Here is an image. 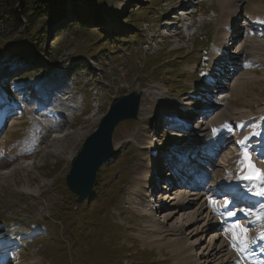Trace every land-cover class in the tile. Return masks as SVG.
I'll use <instances>...</instances> for the list:
<instances>
[{"label": "rangeland", "instance_id": "374dc122", "mask_svg": "<svg viewBox=\"0 0 264 264\" xmlns=\"http://www.w3.org/2000/svg\"><path fill=\"white\" fill-rule=\"evenodd\" d=\"M65 1L70 4L73 0ZM74 1L76 3L71 6H75V11L73 8L68 10L66 16L70 18L67 20L72 19V25L77 20L84 22L88 32L82 31L81 25H74L73 29L62 27L60 19L37 28L39 32L35 30V34L39 33V41L30 44L24 39L30 27L23 15L16 11V23L12 19L0 17V64L15 63L14 67L5 66L0 71V109L5 111V106L2 105L11 99L10 94L13 98L9 109L23 108L18 110L20 114L17 113L19 115L16 118L12 117L11 123L2 124L8 113L0 115V146L4 145L0 158V229L10 222L14 224L12 232L0 233L2 257L7 259L5 264H184L181 257L185 255L180 250H175L172 241L155 237V233L151 231L164 225L163 219L160 223L148 224L151 215L144 216L146 212L139 214L132 210L127 197L132 187L130 178L134 172L138 173L139 178L143 173L154 172L159 165L160 168L164 167V163L158 160L163 155L165 158V149L171 148L167 144L168 140H174L173 137L177 138L179 135L168 129V126L163 129V126L171 112L169 106L176 111L177 105L193 99L198 93L201 81L197 76V69L199 63L208 59L210 52L213 53L209 48L214 42L213 36L217 28L214 20L215 13L220 8L217 3L219 0H207L195 6V10L192 9L197 13L193 19H187L194 22L192 29L184 32L185 30L180 29L182 24L177 25L173 21L175 25L168 28L167 33L164 19L172 15L179 0ZM90 3L100 11L103 19L101 22V18L98 22L88 20L92 13V9L88 7ZM183 3L185 7H194L193 1L187 3L185 0ZM239 4L241 7L237 22L240 24L243 23L245 12L259 14L261 9L264 10V0H240ZM245 18L246 16L244 21ZM15 24H18V28H15ZM188 24V21H184L183 25ZM254 27L248 29L250 35L264 36V32L253 33ZM236 34L234 33L231 41L236 39ZM121 38L126 41L118 42L117 39ZM21 39L24 46L19 42ZM231 50L235 51L233 44L228 47L227 52ZM253 70L242 69L238 75L237 72L234 77L232 75L233 78L229 76L233 80L231 83L245 80L250 83L240 88L241 97L234 90L232 93L229 88L226 106L231 105L232 112H248L250 108L255 116L262 110L260 115L264 117V66L256 72ZM71 75L74 78V91L82 93L83 109H78L72 116H59L60 122L57 124L46 119L47 123L43 121L44 128L37 134L32 121L38 119V110L30 105L26 106V102L32 100L35 94L30 89L34 86H46L47 89L55 82L70 81ZM2 79L8 81L9 85L2 82ZM223 83L221 82V86ZM132 91L141 94L137 119L123 121L116 127L112 141L114 155L97 171L92 198L76 204L75 196L65 184L71 160L84 139L97 128L113 100ZM161 92L176 105L167 104L166 97L158 96ZM74 100V104L69 103L64 107H68L69 111L78 108V97ZM61 110L58 112L62 113ZM187 110L184 108L181 114L189 122L191 114ZM11 115H15V112H11L9 116ZM193 125L194 128L196 122ZM178 126L182 127L180 124ZM234 126L236 127L231 125V128ZM55 127L57 128L53 134L50 128ZM193 128L180 135L178 140L183 141V138L196 129ZM235 131L238 132L237 129ZM33 136L40 143L32 148L29 155H36L32 162L23 163L21 154L29 150ZM150 142L152 148H161L163 155L159 153L153 159L150 148H147ZM174 143L175 141L172 142ZM180 144L181 142L176 143L175 148ZM228 144L231 145L230 142ZM232 146L214 157L213 167L219 157L225 159L227 153L232 154ZM184 151L186 150L182 148L178 150L179 153ZM206 156L203 159L209 161ZM150 159L153 160L152 163ZM195 159L200 167H212H206L202 163L207 162L198 157ZM220 162L224 163L219 161L217 165ZM217 165L215 169L220 170L221 167ZM212 173L216 175V171L212 170ZM219 173L220 171L218 175ZM157 174L159 177L168 176L167 170L162 173L158 171ZM211 179L207 177L201 182L204 189ZM143 184L139 180L138 190L133 188L131 201L134 198L141 200L142 196L143 202L150 201L148 196L152 187L140 188ZM162 186L158 182L156 191L167 194L169 199L177 194H168L171 192L165 191ZM158 198L159 195L155 197L156 201ZM160 201H163L162 197ZM199 205L204 208L200 201ZM194 210L195 206L188 208L187 213L193 214ZM205 214V210L199 209L198 223L183 230L185 234L189 230H199L190 239V242L197 241V252L207 246L216 230L205 231L202 227ZM190 216L189 219L182 220L180 214L175 215L165 226L170 228L176 221L179 224L181 221L188 222L193 218V215Z\"/></svg>", "mask_w": 264, "mask_h": 264}, {"label": "bare ground", "instance_id": "6f19581e", "mask_svg": "<svg viewBox=\"0 0 264 264\" xmlns=\"http://www.w3.org/2000/svg\"><path fill=\"white\" fill-rule=\"evenodd\" d=\"M239 2L240 0H219L217 1L218 5H220V8L218 7V13L220 12V14L215 13L216 19L214 21L217 24V29L215 32V39L212 44L213 53L210 54L208 81L222 78L221 81L224 82L226 81V78H227L229 79L228 81H230L228 82L227 85L231 89V92L232 90H234L236 95H239V97H241V93H239L240 88L245 87L247 83L249 85L250 83L249 80L241 81L243 80L242 78L240 80L241 82L239 83H236V84L231 83V81L233 80L230 79L229 74L227 72L226 73L224 72L226 70L221 69L222 67H226L227 62H229V56L226 54L227 48L229 47L228 41L231 40V38H233L234 33L236 34V32H239V30L242 31V34L245 37L240 41L241 43L240 47H238L237 50L232 51V54L233 52H235V54L237 55L236 56L237 63L230 64V67H233V73H234L233 77L236 74V72H238L239 68L246 69V70H253V69L259 68L262 65L264 66V36L259 37V36L250 35L251 33L248 30L250 27H254L256 25H264V17L259 15V14H262L264 10L261 9L259 11V14H256L255 12H248V13L245 12L244 13V16H246L245 21L241 24V28L238 29L239 25L237 24V21H238L239 13H240L239 7H241V4H239ZM190 12H194V11H190ZM180 14L185 15L187 17L186 13H183L182 11ZM218 22H221L222 24ZM167 24H169V22H167ZM251 30L253 29H250V31ZM232 42H235V39ZM35 95L39 96L40 92H36ZM218 95H221V94H218ZM158 96L161 98L166 97L165 100L167 104L171 106L176 105L174 101L172 99H169L168 96L164 95L163 92L159 93ZM222 96L225 97L228 95H222ZM186 98H190V97H186ZM228 99L229 97L226 99L224 103H222V105H220V107L217 110H214L215 115L210 113V116H207L206 118H204L202 123L200 122L197 123L196 129L192 131L193 133L188 134L187 137L183 138V141H179L181 142V144L177 145V147L174 148L176 154H172L168 156L170 154L169 152L167 155L165 154V158H163L164 155L162 153L163 151L161 150V148H159V150L156 151L157 146L152 148L151 142L147 144V148H150L151 152L153 151L157 152L156 156L150 153L151 157L153 159H156L159 156V153H161L163 156L160 158L164 159L166 162L168 161V163L171 166L170 170H172V167H175L176 163L180 162L181 159L186 156L188 158L192 156V158L194 159L198 157L199 160H202L205 162L206 160H204L203 158L206 155H208V157L206 156V158H208L209 161H206V162L207 163L210 162L209 165H211L212 168H215L219 161H224V163L220 162L217 165V167H221V171L223 172H220L218 175L219 170L211 169V167L204 168V166H201V167L199 166L198 170L196 171L199 172V169H201L203 170V173L202 174L198 173V176L200 177H197L193 180V185L194 184L197 185L196 189L195 187H190V186L184 189L177 186L174 189L175 193L177 192V194L174 193L175 195L171 196L170 199L169 197H167V194L166 195L163 194L164 199L162 197V200H163L162 202L160 201L161 195L159 196L157 201L156 199L151 198L149 199L150 201L145 199L146 202H143V196L141 200H139L138 198H134L133 201H131V197H130L131 194L133 195L134 187L136 188V190H138L139 180H141V182L144 183L143 186H140V188L147 189L148 186L155 188L156 181L159 182L160 180L164 179L162 176L159 177V174H157L159 171L160 165L156 167L154 172L148 171L147 173H143L142 176H140L141 178L140 177L138 178V173L135 171L134 174L130 178L132 187L129 190L127 201H128V204H132L131 209L139 214H143L146 212L143 215H146V214L149 215L150 213H147L148 212L147 209H151L153 207L160 208L159 211H155L152 214H150L152 218L148 222V224L154 225V224H157V222L160 223V220L163 219V223L167 225V222L170 219H172L175 215L180 214V216H182V220L187 219V218L189 219L191 217L190 215H193V218H191L188 222L181 221L179 224L178 221H176L174 225H172L170 228H166L164 224V225L159 226L158 228L155 226L156 229L151 230L152 233H155L154 234L155 237L165 238V239L172 241L174 247L176 248L175 250L177 251L180 250L181 254L185 255L184 257H181L184 259V262H185L184 264H260V262L257 259H253L250 262H244L241 260L240 257L236 255L233 249L232 242L230 241V237L231 235L235 233H239V232L238 230H231L234 224L231 227H227V226L223 227L222 226L223 223H221L223 222V218L220 214L221 206L224 204L231 205L233 202L232 200H228L229 198H226L224 200V194L231 195V189L224 188V187H225L226 179L228 177L230 179H233L236 171L238 170L237 169L238 162H239L238 153L232 152L231 155H228L229 153H227L226 154L227 157L225 159H223L222 156L219 157L214 167H213L214 165L213 161H214V157H217L218 155H220V153L224 152L225 148H229L228 146L230 144L225 146L227 142L228 143L230 142L231 145H233V142L231 141V137H238V139H241V138L245 139V137H248L247 140H249L250 147H255L259 143H262L264 145V117L262 118V116L260 115L262 110H260V113L257 116H255L253 115V113L255 112H253V110L250 108L248 109V112L247 110H242V112H232L231 111L232 106L231 105L226 106V103H228ZM192 100L193 99L190 98L189 101H187L188 103L187 102L182 103L184 108H188V111H191L193 109L191 108V106L193 105ZM260 100H263V99H260ZM140 107H141V104H140ZM140 107L138 110H140ZM169 108L171 111H173L170 106ZM176 111L177 112L179 111L178 115H181L180 108H177ZM7 113H9V110ZM254 117L258 118V120L257 121L250 120ZM168 121L170 122V126H173V128L180 127L178 126V124L186 128L188 127L190 123V122H184V120L181 121L177 118L176 119L169 118ZM231 125H236L237 128L234 126V129L235 130L237 129V131L239 132L238 134L229 136V133L232 131V130L228 131L229 129H231ZM11 126H13V124H11ZM188 128H191V127H188ZM244 128H246V130L243 132ZM213 129H215V132H213ZM225 132L226 133L229 132V133L226 134ZM184 133H187V131ZM179 136L180 135H178V137ZM65 137L67 138L68 136L65 135ZM71 139H73L72 136H71ZM173 141L174 140H170V141L168 140L167 144L170 145L172 144ZM184 141H185V144H183ZM3 147L4 145L0 146V158L2 157V154H3ZM181 148L186 151L179 153L178 150ZM215 151H218V152H215ZM211 156L213 158H211ZM26 157L27 156L22 154L20 158L22 160H26ZM150 161L151 163L153 162L152 159H150ZM192 162H194V160H192ZM183 168L186 169V172H187L186 175H190L193 167L190 164L186 163V164H183ZM225 169L226 171L230 172L228 177L224 176ZM212 170L214 172L216 171V175L212 173ZM153 173H155V175H153ZM210 173H212L210 175V178L212 177L213 180H211V183L205 192L204 191L205 189H203L204 187L202 188L200 184L201 182L202 183L204 182L205 178L207 177L209 178ZM181 176L183 177V175L179 174L178 170H174L172 174L173 179H180ZM151 179L152 180L154 179V183L152 184H151L152 182ZM186 179L187 178H182V181ZM163 187L165 191L169 190V186L165 187V185H163ZM178 188H179V191H177ZM180 190L182 191L180 192ZM168 194L171 195V193H168ZM189 197H192V198H189ZM199 201L203 203L204 206L202 207L204 208H201V206L199 205ZM193 206H195V210L193 214L189 215L187 213V210L188 208H192ZM199 209H201V211L205 210L207 213L205 214L206 216L204 217L203 224H202V227L205 228V231L210 230V229H216V230L213 232V236L210 239V242L207 244V246L203 247L202 250H198L197 252L196 251L197 241L190 242L191 241L190 239L193 236H195L199 232V230L197 229L189 230L187 234H185L183 230L185 228H188L189 226L196 225L198 223L197 217L199 215ZM164 210H167L168 212ZM237 212L241 216L247 213L246 211H244V209H237ZM255 212L257 213L256 214L257 216L262 217L261 223L251 225L249 219L246 221H241V223H239L242 227L248 230L247 233L243 235H245L249 239L255 236L257 230L264 231V210L263 212L261 211H255ZM8 227L9 229L14 228V224L10 223L8 224ZM212 239L213 241H211ZM0 258H1L0 264H5L7 259L2 258V257ZM19 264H25V263L21 262Z\"/></svg>", "mask_w": 264, "mask_h": 264}, {"label": "water", "instance_id": "95a60500", "mask_svg": "<svg viewBox=\"0 0 264 264\" xmlns=\"http://www.w3.org/2000/svg\"><path fill=\"white\" fill-rule=\"evenodd\" d=\"M140 99L141 94L134 91L113 100L100 119L97 130L84 139L71 160L65 183L68 191L77 197L76 204L91 198L99 167L114 154V130L119 123L137 118Z\"/></svg>", "mask_w": 264, "mask_h": 264}, {"label": "trees", "instance_id": "16d2710c", "mask_svg": "<svg viewBox=\"0 0 264 264\" xmlns=\"http://www.w3.org/2000/svg\"><path fill=\"white\" fill-rule=\"evenodd\" d=\"M76 2L73 0L70 4H68L65 0H0V17L12 19L13 23L17 22V18L15 16L16 11H18L29 23L30 29L28 33L24 35V39L29 41V43H34L39 41L38 35L35 34V30L41 28L42 25H46L47 23L53 24L55 21L62 19L65 21L70 18V16H66V13L69 9L73 8L75 11V6L71 5ZM90 9H92V13L90 15V19L92 22H98L101 18V13L97 7H94L92 3L88 5ZM17 8V9H16ZM100 15V16H99ZM103 19L101 18L100 22ZM63 26H67V28L73 29L74 25H81L82 31L88 32V27L84 25V22L75 21L74 25H72V19L67 20L65 23L61 24ZM79 27V26H78ZM15 28H18V24H15ZM38 28V29H37ZM33 31V33H32ZM39 32V30H38ZM35 34V35H34ZM20 36V35H19ZM38 38V39H37ZM60 37L58 36V39ZM57 39V40H58ZM118 42L124 43L126 40L124 38L117 39ZM60 40H58L59 42ZM22 46H24L23 39L19 40ZM9 63V62H7ZM7 63L0 64V71L6 66ZM13 65L15 63H9Z\"/></svg>", "mask_w": 264, "mask_h": 264}, {"label": "snow or ice", "instance_id": "6c2138e0", "mask_svg": "<svg viewBox=\"0 0 264 264\" xmlns=\"http://www.w3.org/2000/svg\"><path fill=\"white\" fill-rule=\"evenodd\" d=\"M202 77H208L209 73L208 72H201L200 74ZM213 132H215V129H213ZM248 137H245L244 140L238 141L239 144H244L245 141H247ZM262 152H264V148L261 149ZM244 156V161L248 162V169H249V174L247 176H244L243 179L245 180H264V174H261L259 169H255L254 166L252 165L251 160L249 159V153L247 151H245L243 153ZM244 161H242L241 163H243ZM260 195H264V193H260ZM229 216H234L236 215L235 212H228ZM231 230H238L239 234L243 235L245 233H247V229L242 227L239 223L234 224L232 226ZM235 238V237H234ZM264 238V237H262ZM242 243L245 244L246 246V241L242 240Z\"/></svg>", "mask_w": 264, "mask_h": 264}]
</instances>
